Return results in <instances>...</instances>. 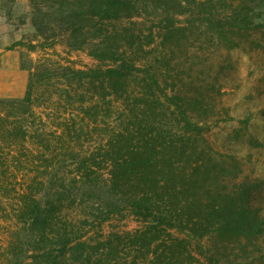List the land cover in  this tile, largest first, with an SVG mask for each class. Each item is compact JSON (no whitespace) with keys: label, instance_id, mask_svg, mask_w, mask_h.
I'll return each mask as SVG.
<instances>
[{"label":"trees","instance_id":"1","mask_svg":"<svg viewBox=\"0 0 264 264\" xmlns=\"http://www.w3.org/2000/svg\"><path fill=\"white\" fill-rule=\"evenodd\" d=\"M176 1L175 7L184 11L201 10L213 0H48L46 6L31 0L40 33L61 22L71 46L89 49L101 65L86 70L43 62L31 72L23 97L0 98V190L9 195L8 173L25 165L29 139L50 138L34 108L47 82L66 76L68 92L75 82L85 86L77 93L87 107L94 103L98 108L101 96L109 134L97 152L76 154L78 167L72 174L45 165L22 177L7 218L11 226L0 264H139L121 257L126 238L141 248L144 264H171L181 250L192 257L193 247L201 249L208 264H217L220 251L261 247L264 214L252 187L233 182V164L222 161L209 140L201 138L206 126L192 115L201 110L200 98L170 92L169 69L133 27L142 9L152 6L166 14ZM238 1L235 7L244 14L233 29L242 30L253 24L245 14L246 0ZM223 29L219 35L226 38ZM188 31V26L172 23L163 34L182 45ZM58 69L67 74L59 76ZM66 131L75 137L76 123ZM39 152L31 151L30 157ZM8 181L11 187L4 189ZM127 211L146 226L103 232L104 223ZM256 260L264 264V255Z\"/></svg>","mask_w":264,"mask_h":264},{"label":"rangeland","instance_id":"2","mask_svg":"<svg viewBox=\"0 0 264 264\" xmlns=\"http://www.w3.org/2000/svg\"><path fill=\"white\" fill-rule=\"evenodd\" d=\"M47 1L41 0L44 5L49 4ZM236 2L239 1L213 0L210 6H201V10L180 11L175 7L176 1L171 2L172 11L166 14L147 6L133 27L142 33L145 42H150L160 65L169 69L170 92L178 90L190 98H200L201 110L192 115L206 126L201 138L209 140L222 161L233 164L236 175L233 182L252 187L255 204L264 214V0H246L249 7L245 14L253 25L242 30L233 29L235 19L244 14L241 7H235ZM33 16L31 0H0V98L23 97L31 72L43 62L86 70L101 65L89 49L71 46L72 39L63 33L61 22L44 35L35 28ZM172 23L189 27L188 40L182 45L163 34L165 27ZM223 26V31L227 30L226 38L219 35ZM64 72L67 74L65 69L56 71L59 76ZM65 82L66 76L61 80L57 77L39 90L34 108L50 138L29 139L28 147L24 148L25 165L16 166L8 173L7 178L12 182L9 195L0 190V262L4 258L3 246L9 239L11 224L7 218L17 202L16 193L25 179L22 177L33 176L45 165L53 172L72 174L78 167L74 160L76 154L97 152L108 137L106 101L100 96L98 108L94 103L87 102L88 107L82 105L77 92L86 87L75 82L68 92ZM73 123L78 133L72 138L66 130ZM60 134L62 138H54ZM38 149L41 152L33 156L35 159L31 158V151ZM21 150L22 147L18 148L17 156ZM18 179L21 181L15 183ZM8 187H11L10 181L4 189ZM146 224L127 211L101 228L106 234L125 233L143 229ZM179 236L185 237V233L179 232ZM179 253L171 264H208L199 248H192V257L184 250ZM141 254V248L131 245L126 238L121 257L144 264ZM261 255H264V236L257 250L220 251L215 258L219 259L217 264H258L259 260L256 263L254 260Z\"/></svg>","mask_w":264,"mask_h":264}]
</instances>
